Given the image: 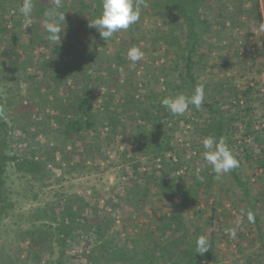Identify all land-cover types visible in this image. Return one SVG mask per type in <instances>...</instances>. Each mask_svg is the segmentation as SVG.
Returning <instances> with one entry per match:
<instances>
[{
  "label": "rangeland",
  "instance_id": "1",
  "mask_svg": "<svg viewBox=\"0 0 264 264\" xmlns=\"http://www.w3.org/2000/svg\"><path fill=\"white\" fill-rule=\"evenodd\" d=\"M11 1L15 5L19 0H0V14L14 15L0 33V51L9 49L0 54V95L9 123L7 152L36 161L37 166H8L6 186L14 205L0 220V264H87L89 250L100 242L94 232L72 238L63 257L54 241L50 247L25 234L52 224L49 215L60 217L64 206H79L91 224L101 223L107 236L136 257L151 252L154 239L167 235L160 227L180 211L195 240L206 235L213 241L211 264H264V0H202L200 14L209 28L199 29L194 76L205 83V98L199 109L190 105L183 115L167 109L162 121V112L155 110L163 98L193 94L189 81L182 86L178 71L171 68L176 53L187 45V25L170 11L167 0H143L138 22L98 47V59L89 71L97 125L82 137H66L63 132L74 110L63 109L60 97L66 101L80 88L54 73L62 62L52 54V42L44 39V16L37 14L43 4L54 6V0H32L36 4L31 23ZM73 1L78 6L83 0H62L63 10ZM92 14L90 10L85 16L88 24ZM70 18L73 22L72 13ZM66 22L63 36L70 30ZM133 46L144 52L135 66L127 58ZM210 103L226 118L224 137L239 158L240 176L248 181L252 195L260 196L255 211L259 221L249 222L251 200H244L230 172L216 180L203 157V139L213 134ZM113 111L121 119L116 126L109 124ZM156 125L161 134L155 141H167L173 149L146 143ZM163 179L195 196L196 202L184 203L179 193H166L160 186ZM230 228H236L235 238L227 234ZM174 230L167 249L175 257L179 251L174 243L182 240V233ZM157 259L153 264H174L164 256Z\"/></svg>",
  "mask_w": 264,
  "mask_h": 264
},
{
  "label": "trees",
  "instance_id": "2",
  "mask_svg": "<svg viewBox=\"0 0 264 264\" xmlns=\"http://www.w3.org/2000/svg\"><path fill=\"white\" fill-rule=\"evenodd\" d=\"M32 2L33 4L35 3V1ZM13 3L14 2L11 1V5ZM22 3L23 0H19L17 4L12 6L20 8ZM74 3L75 2L73 1L71 4L72 7L70 5L68 7L67 5L63 10L65 12V24L67 23L66 21H69L68 28L70 30H66L65 36L61 38L62 40L60 43H52L51 48L52 54L55 53V59H58L62 62L61 65L60 62H58L59 69L58 71H54V73L61 74L63 78L67 80V83H78L76 87L80 88L75 90L72 96L67 97L69 101H65L64 98L60 97L61 107L63 109L67 110L68 108H72V110H74V115L68 118V120L65 122L63 132L66 137H70L72 134H79L82 137L86 132L93 130L97 125L96 114L98 110L95 101L96 98L92 92V89L94 88L93 79L91 77V72L89 71L93 68L96 60L98 59V47L100 46V44H104L105 42L96 28H93L92 31L89 30L90 26L88 24L87 18L85 17L88 13H90V10H92L93 14L91 19H96L102 12V0H89L88 2H85L83 0L81 3H79L78 6ZM167 3V6L169 5L170 7V11L173 13H178L185 21L187 25L186 33L188 38L187 45L184 47L185 50L176 53L177 58L174 60L171 68L178 71L181 85L187 87L186 83H188L189 81L190 86H193L191 90L194 92L197 84L203 83L205 85L204 82H198L196 76H194V62L196 57L200 56L198 54L199 50H197L199 44V36L201 33L199 29L209 28V21L205 17L201 18L200 10L203 3L202 0H167ZM45 5L46 4H43L42 7L40 6L39 10L37 9V14L43 15L44 11L46 9H49V7ZM50 6L53 7V5ZM257 8L261 13L260 5H258ZM71 13L74 16L73 22H70ZM12 19H14V15H9V13L0 14L1 34L5 33L8 23ZM47 36L48 34L45 35L44 39L48 44L49 41L47 40ZM66 36L67 39H64ZM10 47L11 49H15L16 46L14 44V46L10 45ZM8 52L9 49L5 48L0 51V54ZM64 56H67V60L63 58ZM117 58H119L118 61L121 62V55H117ZM16 60H18V58H16ZM6 62L7 61H4L3 64H6ZM72 87L73 85H70L69 89ZM178 87L174 86V90ZM175 95H177V93L174 94V96ZM57 96L58 95H55V97ZM2 99L3 98L0 95V109H2V112H0V220L8 215V211L14 205L13 201L10 200L9 190L6 186V173L9 164L14 162L18 167L28 170H34L37 166L36 161L30 160L27 157L22 158L19 155L9 154L7 152L9 123L6 118V105L4 104V101ZM213 104L214 103L208 104V107L212 112V136H214L217 140H219V138L221 137L225 139L224 135L225 132H227V127L224 123H226V118H224L220 109ZM156 107V114L162 112L161 115H159L160 113L158 114V120L162 121V119L169 114V111L162 106L161 101L160 106ZM142 113L144 115L146 111L142 110ZM108 119L109 124H112L113 126L118 125L121 120L116 111H113L109 115ZM159 123L161 124V122ZM160 134L161 126L156 125L153 131L150 133V136L145 139L146 143L149 144L152 142H157L158 144L156 145L160 148H163L164 151L173 149V147H171V145H169V142L167 141H155L158 139V136ZM236 158L239 160L238 157ZM230 174L233 176L236 184L242 189L243 195L245 196L244 200L246 202L251 200L249 201V205L247 206L248 213H253L254 222L259 221V216L257 212L255 213V211L258 207L260 196L252 195L248 181L243 180L237 168L231 170ZM160 186L166 193H179L181 201H183L184 203H186L187 199L196 202L195 196L191 197L189 192L176 187L174 183L169 179H163ZM184 203L182 205V210H184V208L186 207ZM49 216L51 218V221L54 220L52 224L44 225L38 228L36 227V229H34L33 231H29L25 234H30L29 236L31 237V241L33 242H48L50 247H52L50 241H54L60 247V256L63 257L66 247L68 246L69 241L72 238L83 233L91 234L92 232H94L100 240L97 247L100 251L99 253H96L95 251L97 250V248L89 250L87 255V264H109L112 261L114 262V264H117V261L119 262V264H153L155 260H158L157 258H159V256H164L165 258H167V260L173 261L174 264H211L210 260L214 257V252H212L211 250L213 242L212 240H210L211 249L204 256L195 254L196 240L192 237L191 233L188 232L187 226L184 224L183 213L180 211H177V213H175V216L169 218V222L164 223L162 227H160L164 231H166L167 235L159 237V240L154 239L151 247V252L149 254H145L144 257H136V255L134 256L130 254L124 244H121L118 241H115L113 238L107 236L101 223L91 224L87 220V217L80 214L79 206L76 208H73L72 206H64L61 207L60 217H53L51 215ZM175 228L181 229L180 232L182 233V240L177 244L174 243V248L182 253V255H180L178 252L174 257V255H172L171 253L172 251L167 249V245L169 242L173 241L176 236V233H174ZM36 232H38L37 235H35ZM176 257H180V260H178Z\"/></svg>",
  "mask_w": 264,
  "mask_h": 264
},
{
  "label": "clouds",
  "instance_id": "3",
  "mask_svg": "<svg viewBox=\"0 0 264 264\" xmlns=\"http://www.w3.org/2000/svg\"><path fill=\"white\" fill-rule=\"evenodd\" d=\"M143 0H102L101 14L89 23L90 27H95L102 39L107 40L115 33L121 30H128L131 25L138 22L141 16V4ZM32 0H23L19 8L21 15L26 23H31L33 13ZM44 28L48 33L47 40L60 43L65 29V12L63 11L62 0H54V6L46 9L43 13ZM264 29V24L261 25ZM144 56V52L139 46H133L127 52V58L135 66ZM205 98V85L197 84L191 96L183 93L175 96H168L161 100L163 107L168 109L173 115H183L189 106H195L199 109ZM2 112V109H0ZM204 159L212 166L215 173V179L220 180L222 174L229 173L231 170L239 167V160L236 158L233 150L227 145L223 137L217 140L214 136H208L203 139ZM197 179L203 182L204 177L197 170ZM249 222H254L253 213H248ZM239 223V221H238ZM231 238L236 237V228L226 230ZM211 249L210 241L206 235H201L196 240L195 254L204 256Z\"/></svg>",
  "mask_w": 264,
  "mask_h": 264
}]
</instances>
